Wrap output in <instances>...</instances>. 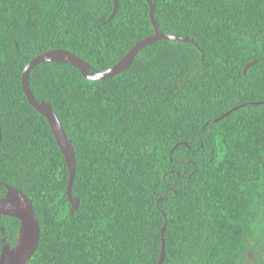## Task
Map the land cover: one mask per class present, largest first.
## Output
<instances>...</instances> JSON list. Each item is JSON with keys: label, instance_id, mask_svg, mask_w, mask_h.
Segmentation results:
<instances>
[{"label": "trees", "instance_id": "trees-1", "mask_svg": "<svg viewBox=\"0 0 264 264\" xmlns=\"http://www.w3.org/2000/svg\"><path fill=\"white\" fill-rule=\"evenodd\" d=\"M152 2L163 33L195 44L160 40L105 80L59 62L29 74L73 145L72 212L65 157L23 71L55 49L92 73L113 67L154 34L150 6L120 0L109 20L113 0H0V198L8 185L33 204L26 264H157L163 239L162 264H264V0ZM20 230L0 215V257Z\"/></svg>", "mask_w": 264, "mask_h": 264}, {"label": "water", "instance_id": "water-1", "mask_svg": "<svg viewBox=\"0 0 264 264\" xmlns=\"http://www.w3.org/2000/svg\"><path fill=\"white\" fill-rule=\"evenodd\" d=\"M113 1L114 9L109 20H111L116 15L119 8L120 0ZM146 1L150 6V17L154 27V34L138 42L134 47H132L127 55L113 67L108 68L102 72L92 73L90 72L91 68L89 64L84 60L78 58L69 51L63 49H55L34 58L31 62L28 63L23 71L22 87L28 99V102L35 110H37L47 119L56 142L65 157L70 175L67 187V196L68 201L72 206V212L77 210L80 206V200L74 197L72 194L73 182L76 173V161L73 145L72 142L68 139L63 126L52 107L46 102L36 101L33 97L29 87V74L34 69V67L38 66L41 63L59 62L76 67L82 73V75L89 80H105L117 76L130 68L136 56L143 48L153 45L160 40L181 41L185 43L195 44V42L188 37L163 33L155 20V6L152 0ZM255 63L256 61L251 62L245 66V75L248 69ZM229 114L230 112L226 113L221 118L216 119L215 121L217 122L223 119L225 116H228ZM2 135V127L0 124V147L2 143ZM0 215L13 217L21 222L18 245L13 249L9 245H4L2 249V255L0 257V264H26L36 252L40 242V225L30 198L22 191L7 185L4 196L0 198ZM164 231L165 227L162 229V233H164ZM164 259L165 241L163 239L160 259L157 264H162L164 262Z\"/></svg>", "mask_w": 264, "mask_h": 264}]
</instances>
